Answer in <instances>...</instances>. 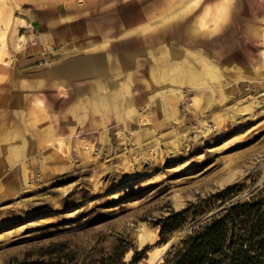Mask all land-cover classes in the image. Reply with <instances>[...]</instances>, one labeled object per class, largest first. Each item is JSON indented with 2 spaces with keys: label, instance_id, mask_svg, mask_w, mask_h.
Returning <instances> with one entry per match:
<instances>
[{
  "label": "rangeland",
  "instance_id": "rangeland-1",
  "mask_svg": "<svg viewBox=\"0 0 264 264\" xmlns=\"http://www.w3.org/2000/svg\"><path fill=\"white\" fill-rule=\"evenodd\" d=\"M21 1L0 0V264H109L117 245L123 264L142 248L133 264H162L263 186L264 0H108L100 29L61 22L47 55L125 43L118 87L87 96L33 69L36 45L19 50ZM185 207L159 242L155 221Z\"/></svg>",
  "mask_w": 264,
  "mask_h": 264
},
{
  "label": "trees",
  "instance_id": "trees-1",
  "mask_svg": "<svg viewBox=\"0 0 264 264\" xmlns=\"http://www.w3.org/2000/svg\"><path fill=\"white\" fill-rule=\"evenodd\" d=\"M234 185L226 187L213 197L220 203ZM195 209L196 205H190ZM188 214V207L171 212L155 221L159 242L181 226ZM114 259L109 264H123L121 257L125 249L113 247ZM145 248L133 251L128 264L138 261ZM39 264H65L54 262ZM162 264H264V184L254 194L242 201H229L215 214L196 223L175 245L165 252Z\"/></svg>",
  "mask_w": 264,
  "mask_h": 264
},
{
  "label": "crops",
  "instance_id": "crops-1",
  "mask_svg": "<svg viewBox=\"0 0 264 264\" xmlns=\"http://www.w3.org/2000/svg\"><path fill=\"white\" fill-rule=\"evenodd\" d=\"M45 1L47 0H22V3L18 4V8H14L11 14L13 22L14 19L18 21L14 26H11V35H16L18 40L23 37L25 46H31L28 45L27 41L34 40L36 45L32 47L35 50L34 54L39 51H48V47L44 44L46 38L61 22L74 25L81 23L96 25L98 29L101 25L113 22V19H109L106 14L101 12V8L107 6L108 0H85L83 2L78 0H50V6H45ZM85 14L89 18L81 19L80 17L85 16ZM122 21L124 22L125 19L123 18ZM122 49H125V43L119 41L117 45L111 48V52L88 51L89 53L70 55L71 57L67 59L55 57L53 50L47 55L49 63L43 68L45 71L42 74L53 81L75 83L77 88L84 84L87 85L89 91L79 92L81 96L99 93L98 89L107 87L110 80L115 82L114 86L111 87L117 88L118 74L123 72V65L127 61ZM19 58L23 60L22 56ZM262 78L264 79L263 76Z\"/></svg>",
  "mask_w": 264,
  "mask_h": 264
},
{
  "label": "built area",
  "instance_id": "built-area-1",
  "mask_svg": "<svg viewBox=\"0 0 264 264\" xmlns=\"http://www.w3.org/2000/svg\"><path fill=\"white\" fill-rule=\"evenodd\" d=\"M20 42L19 44V50L22 49L23 47L21 46H24V43L25 41H18ZM28 45H35V41L34 40H30V41H27ZM1 49V47H0ZM49 63V60H48V57H47V54L46 52H43V51H39L38 52V56L36 57L33 65H32V68L33 69H37V68H40V67H45L47 66Z\"/></svg>",
  "mask_w": 264,
  "mask_h": 264
},
{
  "label": "bare ground",
  "instance_id": "bare-ground-1",
  "mask_svg": "<svg viewBox=\"0 0 264 264\" xmlns=\"http://www.w3.org/2000/svg\"><path fill=\"white\" fill-rule=\"evenodd\" d=\"M264 77V76H263Z\"/></svg>",
  "mask_w": 264,
  "mask_h": 264
}]
</instances>
